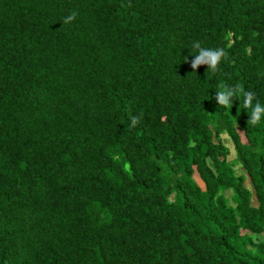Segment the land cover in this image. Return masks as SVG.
Instances as JSON below:
<instances>
[{
	"label": "trees",
	"instance_id": "16d2710c",
	"mask_svg": "<svg viewBox=\"0 0 264 264\" xmlns=\"http://www.w3.org/2000/svg\"><path fill=\"white\" fill-rule=\"evenodd\" d=\"M221 85L264 103V0H0V264H264V119Z\"/></svg>",
	"mask_w": 264,
	"mask_h": 264
},
{
	"label": "clouds",
	"instance_id": "9594fccd",
	"mask_svg": "<svg viewBox=\"0 0 264 264\" xmlns=\"http://www.w3.org/2000/svg\"><path fill=\"white\" fill-rule=\"evenodd\" d=\"M76 16L75 12L63 18V25L70 24ZM192 49H196V53L192 54ZM190 54L194 59L191 66L196 69L199 65H207L208 69H215L226 55L223 48L202 47L199 41H193L191 44ZM243 96V107L245 110L251 109L249 122L253 125L264 119V103L256 99V93L252 91H244L238 85L228 87L221 85L216 91L215 99L219 106L233 107V101L238 100L235 97ZM255 101V102H254Z\"/></svg>",
	"mask_w": 264,
	"mask_h": 264
},
{
	"label": "rangeland",
	"instance_id": "374dc122",
	"mask_svg": "<svg viewBox=\"0 0 264 264\" xmlns=\"http://www.w3.org/2000/svg\"><path fill=\"white\" fill-rule=\"evenodd\" d=\"M196 179H197V181L199 182V184H200L202 187H204L202 181L198 178V176H196Z\"/></svg>",
	"mask_w": 264,
	"mask_h": 264
}]
</instances>
